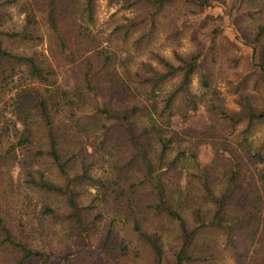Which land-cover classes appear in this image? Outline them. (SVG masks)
I'll return each mask as SVG.
<instances>
[{
    "label": "trees",
    "instance_id": "trees-1",
    "mask_svg": "<svg viewBox=\"0 0 264 264\" xmlns=\"http://www.w3.org/2000/svg\"><path fill=\"white\" fill-rule=\"evenodd\" d=\"M18 1H0V104L16 90L17 78L29 84L0 110V176L13 183L11 171L20 167L27 199L62 197L67 219L79 233H89V211L112 204L117 218L104 242L110 255L104 264H127L141 256L118 232L128 223L153 264H221L220 244L234 264H264V136L257 144L252 139L264 129L259 105L264 95V0L255 6L247 0H111L132 14L115 28L116 39L137 53L148 50L151 60L135 71L121 62L122 74L115 67L117 53L94 31L99 0H24V22L10 30L8 8ZM42 16L55 43L53 62L33 49L16 53L5 45L7 40L41 43ZM188 34L192 51L184 53L182 39ZM238 43L249 49L246 57ZM169 48L172 57L164 53ZM60 61L73 67L74 87L58 83L55 64ZM196 79L199 93L192 91ZM217 80L225 82L237 108L227 106ZM171 82L172 91L162 97L159 93ZM201 110L208 125L200 129L195 123ZM178 120L183 123L179 130L174 127ZM186 137L197 170L187 191L177 192L166 179L185 157ZM119 142L132 154L117 158ZM77 146L94 149L111 174L93 177L96 161L78 162ZM206 148L212 158L202 164L195 153ZM42 163L57 170L62 184L46 178L39 170ZM134 166L140 176L133 173ZM85 182L97 188L88 206L77 191ZM40 209L39 215L50 221L58 217L50 206ZM169 224L177 230L172 259L163 241ZM4 252L16 257L14 264L49 260L17 238L0 212V254Z\"/></svg>",
    "mask_w": 264,
    "mask_h": 264
},
{
    "label": "rangeland",
    "instance_id": "rangeland-1",
    "mask_svg": "<svg viewBox=\"0 0 264 264\" xmlns=\"http://www.w3.org/2000/svg\"><path fill=\"white\" fill-rule=\"evenodd\" d=\"M1 1V0H0ZM261 0H247V4L250 6H255ZM24 0H19L14 6L8 8V14L10 17V25L8 28L11 30L13 27L21 26L24 22V14L20 12L24 5ZM231 4L232 0H227ZM99 11L97 14V24L94 29L101 40H103L104 46L108 47L109 50L117 53L118 60L116 63L117 71L122 74L123 67L121 62H126L133 71H135L141 63H147L150 60L149 51H143L140 53L135 52L131 47L130 43H122L120 40L116 39L114 30L117 26L123 24L126 18L131 17L132 14L128 11L123 10L122 4H116L111 2V0H99ZM26 7V5L24 6ZM43 23L40 24V36L43 38L42 42L39 44H15L9 40L6 41L5 45L11 48L16 53H26L32 51H37L39 54L47 57L51 62L55 58V43H53L52 34L48 31L46 25V19L44 16ZM68 23V21H67ZM223 24L228 25L227 20L223 21ZM108 40V42L106 41ZM183 50L184 53H189L192 51V43L190 35H186L183 39ZM160 46L163 45V41L159 40ZM239 48H241L242 54L246 57L249 54V49L242 44L238 43ZM159 46L153 48V50H158ZM162 48V47H161ZM238 51V50H237ZM166 56L172 57V51L169 48L164 52ZM233 54H237L236 50ZM56 72L58 75V83L63 86L74 87V83H77L78 78L74 74L73 67L64 61H60L55 64ZM175 82L169 83L161 94L162 97L167 96L174 86ZM28 81L25 78H17L15 80L14 88L16 90L10 93L6 100L0 104V110L5 107L9 102L11 96L16 94L20 88L28 85ZM217 88L221 91L225 102L230 108H237L234 101V96L230 95L228 92V87L224 81L217 80ZM199 84L197 79L194 81L192 86V91L199 93ZM259 105L264 108V95L261 96ZM177 121V120H176ZM196 126L198 128H206L208 125L207 116L203 110L199 119L196 121ZM175 129L179 130L183 127V123L178 120L174 123ZM264 136V129L255 134L252 138L255 140L256 144L262 141ZM40 137H43L42 132H40ZM186 142L182 143V148L186 151L185 157L180 158L175 166V172L173 176H168L166 181L172 183L171 186L173 190L179 192V188H183L182 191H187L188 182L191 179V175L196 173V161L193 158L192 144L189 142V137H186ZM117 158H121L125 153L129 152L126 147H121L120 142L118 143ZM82 146V145H81ZM177 148L170 155V159H174L177 154ZM82 147L77 146L78 162L84 161L86 159V164L93 163L96 161V168L91 171V174L95 178L105 179L108 174H111V169L109 168L108 162H104L100 159L97 152L94 149H88L84 151ZM132 154V153H131ZM199 157L202 164H208L211 162L212 153L210 148L203 150H198L195 153ZM78 165V163H77ZM5 168V167H4ZM3 170V169H2ZM39 170L45 174L46 178L52 180L56 184H62V180L59 177L57 170L48 163H42ZM75 170V171H74ZM74 174L79 173L74 169ZM133 173L136 176H140V170L138 166L132 167ZM8 173V169L4 170ZM76 172V173H75ZM1 173V171H0ZM12 182H10V177L0 176V212L1 215L7 220L8 225L15 234L17 238H23L33 249L40 250L44 254L49 255V260L47 264H104L105 261L110 259L108 251L104 248V242L107 236L109 225L117 218L115 210L112 204H100L98 208L93 211H89L85 215V221L89 223V233H79L73 228V224L68 216V207L62 197L35 195L27 197V186L24 185L25 173L22 172L21 168L18 167L14 171H11ZM81 191L82 197L81 202L83 206H88L90 201L97 194V188L93 187V183L85 182L82 186L77 188V191ZM177 192L173 193L175 199L179 200L180 197ZM195 193V192H194ZM43 205L50 206L56 210L58 217L54 220L49 219L48 216L39 215ZM207 211V210H206ZM184 215L191 219V213L185 211ZM162 223L168 224L166 220H161ZM92 224V225H90ZM170 227L167 231L163 241L164 250L168 253V258L172 259L173 247L176 244L177 230L176 226L169 224ZM132 226L130 223L125 225H120L118 227V232L125 235L129 240L133 242L132 246L137 248L141 252V256H133L129 259L127 264H153V257L151 253L140 246L138 241L132 234ZM217 238L221 241V237L217 235ZM222 250L220 263L221 264H234L230 253L224 248ZM13 258V259H12ZM14 257L10 253L4 252L0 254V264H14ZM28 264H39L38 262H29Z\"/></svg>",
    "mask_w": 264,
    "mask_h": 264
}]
</instances>
